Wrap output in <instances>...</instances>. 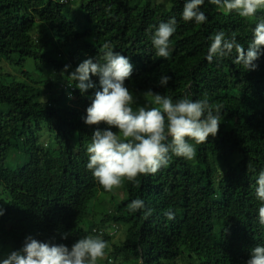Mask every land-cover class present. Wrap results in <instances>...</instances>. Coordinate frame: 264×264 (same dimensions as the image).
Masks as SVG:
<instances>
[{"label":"trees","instance_id":"trees-1","mask_svg":"<svg viewBox=\"0 0 264 264\" xmlns=\"http://www.w3.org/2000/svg\"><path fill=\"white\" fill-rule=\"evenodd\" d=\"M77 1L79 9L72 10ZM155 1L0 0V256L19 251L29 236L69 248L86 236L100 237L111 250L97 264H246L251 250L264 246L258 217L264 201L256 196L264 170V54L254 71L234 63L235 50L206 59L219 31L226 39L235 33L246 51L264 10L241 18L205 0L207 21L197 24L182 19L186 0H170L168 12ZM173 17L177 30L165 60L156 56L152 36ZM105 43L133 65L125 84L134 110L155 106L145 95L149 89L173 103L207 99L223 108L217 136L194 144V159L170 153L156 174L140 176L138 183L125 180L124 197L96 220L90 205L110 192L87 168L96 126L82 118L99 78L92 77L96 87L81 94L69 74L86 59L103 62ZM27 60L42 72L39 79L24 70ZM3 64L18 66L27 82L15 81ZM163 75L171 77L165 87L158 84ZM10 158L21 165L9 167ZM137 198L144 208L131 212ZM121 225L123 242L111 244L109 231L117 234Z\"/></svg>","mask_w":264,"mask_h":264},{"label":"clouds","instance_id":"clouds-1","mask_svg":"<svg viewBox=\"0 0 264 264\" xmlns=\"http://www.w3.org/2000/svg\"><path fill=\"white\" fill-rule=\"evenodd\" d=\"M207 2L229 13L235 12L241 18H252L258 10L264 9V0ZM204 3L205 0H186L182 19L185 22L205 23L207 16L201 10ZM176 24L173 17L156 28L152 36L156 56L165 60L169 58L170 37L177 30ZM252 35L253 39L245 51V47L236 41L235 33L231 39H226L224 31H219L212 38L207 61L211 63L214 58L229 56L235 50L234 63L254 71L257 67L254 62L264 54V21L256 24ZM103 48V62L86 59L69 77L76 82L81 94L96 87L92 77L99 78V90L95 91L82 118L85 125L96 126L87 148V168L103 189L111 192L114 188H120L125 180L138 183V177L156 174L168 165L170 153L187 160L194 159V144H204L210 137L217 136L223 105H212L207 99L197 101L186 97L173 103L170 97L149 89L145 95L152 98L155 106L134 110L133 93L125 84L131 78L133 65L128 57L114 51L109 44L105 43ZM69 67L66 65L63 71L67 72ZM170 80V76L163 75L158 84L165 87ZM101 124L107 128L100 130ZM112 128L117 131L113 132ZM256 184V196L264 201V170L259 173ZM128 207L131 212H137L144 208V201L134 199ZM144 214L145 217L151 215V210ZM3 215L4 210L0 208V216ZM165 215L169 220L174 219V213L166 212ZM258 217L264 225V204L258 209ZM68 236L63 234L61 239ZM108 247V243L100 237L86 236L69 248L65 244L41 242L29 236L19 251L11 252L0 264H97L98 260L104 259ZM246 264H264V246L254 247Z\"/></svg>","mask_w":264,"mask_h":264},{"label":"rangeland","instance_id":"rangeland-1","mask_svg":"<svg viewBox=\"0 0 264 264\" xmlns=\"http://www.w3.org/2000/svg\"><path fill=\"white\" fill-rule=\"evenodd\" d=\"M155 3L158 4L164 12H168L171 8L170 0H156ZM71 8H72V10L77 11V9H79L78 1L75 4H73ZM218 10L224 14L229 13L220 7H218ZM262 10H264V9H262ZM80 14H81V11H80ZM2 68H3L2 70L5 73L10 74L14 78L15 81L27 82V79H25L24 77L19 75L20 69L18 66L3 64ZM24 70L30 74L31 80L39 79L40 75H42V72L37 70V68L35 67V64L32 60L26 61ZM7 164L9 165V167H11L13 169L17 168V166L21 165L20 163L15 164V162L13 161L12 158H10L8 160ZM122 187H123V184L120 188H114L108 194H99L97 196L96 202H94L90 205V210L92 211V215L95 216L96 220H98L100 218L101 214L109 212L112 209V207H114L116 205V203L119 202L124 197L125 194H124ZM125 234H126V227L121 225L120 228L118 229V233L112 237L113 239L111 241V244L122 243L124 240ZM110 250H111V245H109V247H108V251H110ZM0 257L2 259L5 258L2 255ZM107 257H108V252H106L104 259H102L101 261H104L105 259H107Z\"/></svg>","mask_w":264,"mask_h":264},{"label":"built area","instance_id":"built-area-1","mask_svg":"<svg viewBox=\"0 0 264 264\" xmlns=\"http://www.w3.org/2000/svg\"><path fill=\"white\" fill-rule=\"evenodd\" d=\"M116 232H117V230H115L114 228H112L111 231H109L111 236L116 235ZM95 233L100 236V235H102L103 232L102 231H97Z\"/></svg>","mask_w":264,"mask_h":264}]
</instances>
